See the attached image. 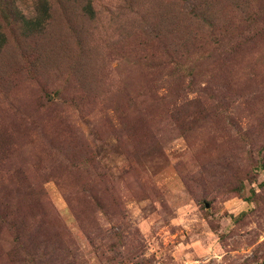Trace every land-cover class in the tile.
I'll list each match as a JSON object with an SVG mask.
<instances>
[{
	"label": "rangeland",
	"instance_id": "obj_1",
	"mask_svg": "<svg viewBox=\"0 0 264 264\" xmlns=\"http://www.w3.org/2000/svg\"><path fill=\"white\" fill-rule=\"evenodd\" d=\"M37 1L0 0V264H264V0Z\"/></svg>",
	"mask_w": 264,
	"mask_h": 264
},
{
	"label": "trees",
	"instance_id": "obj_2",
	"mask_svg": "<svg viewBox=\"0 0 264 264\" xmlns=\"http://www.w3.org/2000/svg\"><path fill=\"white\" fill-rule=\"evenodd\" d=\"M88 2L87 7L91 6L90 0H85ZM4 18L5 15L3 14ZM50 16V3L49 0H38L33 9L29 12V16H20L21 20H24L27 27L30 29L33 28H42L45 19H48ZM5 26L0 23V49L7 42L8 34Z\"/></svg>",
	"mask_w": 264,
	"mask_h": 264
}]
</instances>
